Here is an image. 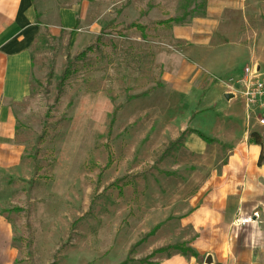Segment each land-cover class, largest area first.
<instances>
[{"label": "rangeland", "instance_id": "374dc122", "mask_svg": "<svg viewBox=\"0 0 264 264\" xmlns=\"http://www.w3.org/2000/svg\"><path fill=\"white\" fill-rule=\"evenodd\" d=\"M188 4L33 1L45 41L27 98L10 109L30 177L14 185L12 200L0 210L9 264H149L154 259H141L146 249L133 247L155 227L148 250L183 246L178 223L189 210L180 203L211 191L228 156L216 140H237L244 121L239 100L219 103L215 114L210 106L211 117L233 116L224 130L203 129L196 120L198 100L220 81L181 60L171 34L155 27L184 22ZM133 26L143 32L128 31ZM53 31L60 32L56 39L47 35ZM235 52H215L204 66H245V51ZM261 52L254 56L264 57ZM228 82L226 93L234 83ZM195 131L215 145L200 143L190 134ZM106 150L111 166L99 174Z\"/></svg>", "mask_w": 264, "mask_h": 264}, {"label": "crops", "instance_id": "0c3cea01", "mask_svg": "<svg viewBox=\"0 0 264 264\" xmlns=\"http://www.w3.org/2000/svg\"><path fill=\"white\" fill-rule=\"evenodd\" d=\"M33 1L0 0V210L12 200L14 185L28 183L30 177L10 109L27 98L31 67L36 64L45 41L43 30L36 24ZM180 1L189 3L180 16L185 20L180 26L165 31L171 34L172 44L182 51L181 60L220 81L212 88L215 94L211 95L209 89L196 103L199 106L196 120H202L203 129L219 126L224 130L233 116L228 112H221L223 119L210 115V106L215 105L211 110L215 114L222 106L219 103L233 101L223 102L222 98L228 95L224 83L237 81L243 69H256L264 77V57L254 56L255 51L264 54L261 21L264 0ZM59 33L53 31L47 35L56 39ZM227 50L233 56L237 54L235 51H245L246 65L204 66L213 53L217 56ZM202 63L207 70L202 68ZM258 130L253 119L244 117L237 140L226 143L216 140L228 148L222 174L211 179L210 192L202 196L198 193L195 202L180 203L181 209L189 210L178 223L183 234L181 242L196 260L167 253L153 257L149 264H260L264 259V170L255 168L259 150L246 145L248 136L255 135L261 148L264 147V132ZM153 240L147 239L140 245L147 251L142 260L169 248L165 244L148 250ZM9 242L7 236L0 235V243L4 245L0 249V264H9L12 260Z\"/></svg>", "mask_w": 264, "mask_h": 264}, {"label": "built area", "instance_id": "2783aa9c", "mask_svg": "<svg viewBox=\"0 0 264 264\" xmlns=\"http://www.w3.org/2000/svg\"><path fill=\"white\" fill-rule=\"evenodd\" d=\"M262 77L256 69H243L239 79L228 89L227 95L230 99L241 102L245 120L253 119L259 129H264V78Z\"/></svg>", "mask_w": 264, "mask_h": 264}, {"label": "trees", "instance_id": "16d2710c", "mask_svg": "<svg viewBox=\"0 0 264 264\" xmlns=\"http://www.w3.org/2000/svg\"><path fill=\"white\" fill-rule=\"evenodd\" d=\"M182 20L183 19L175 20V21L174 20H168L166 22L159 23V24L155 25V27L163 29V30H167L170 26H179L182 23ZM128 31H134V32H138V33L143 32L140 28L135 27V26L129 27ZM66 77H67V73L64 71L59 78V82H58L57 87L55 88V99L53 101V104H56V102H57V97L59 96L60 88H61L62 84L65 82ZM190 134H193L194 137L196 138V140H198L200 143H202L206 146L215 145V143H213L212 141H208L206 139H203L198 134H195V133H190ZM246 145L249 147L257 148L259 150L256 162H255V168L256 169L262 168L264 170V147L261 148L259 139L255 135H249L247 138ZM110 166H111L110 157L108 155V151L106 150V160H105L104 166L100 170L99 174L105 173L110 168ZM157 228L158 227H155L147 236L143 237L142 240L139 241L133 248H137L145 240L150 239L155 234V232L157 231ZM167 253H173V254L179 255L180 257H183V258L187 257V258L196 260L195 256L190 251L185 249L183 246H175V247L161 249L159 251L152 253L146 260H150L153 257L165 255ZM145 262L146 261L144 260V262L142 264H144Z\"/></svg>", "mask_w": 264, "mask_h": 264}, {"label": "water", "instance_id": "95a60500", "mask_svg": "<svg viewBox=\"0 0 264 264\" xmlns=\"http://www.w3.org/2000/svg\"><path fill=\"white\" fill-rule=\"evenodd\" d=\"M222 100H223V102H228V101H230L231 99H230L229 96H225V97L222 98ZM205 264H208V262H206Z\"/></svg>", "mask_w": 264, "mask_h": 264}]
</instances>
